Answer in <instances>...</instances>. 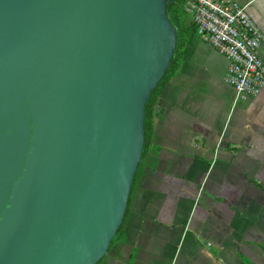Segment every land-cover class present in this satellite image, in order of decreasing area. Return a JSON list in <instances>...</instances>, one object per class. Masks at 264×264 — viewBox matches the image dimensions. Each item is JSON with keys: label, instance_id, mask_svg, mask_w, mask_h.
Segmentation results:
<instances>
[{"label": "water", "instance_id": "95a60500", "mask_svg": "<svg viewBox=\"0 0 264 264\" xmlns=\"http://www.w3.org/2000/svg\"><path fill=\"white\" fill-rule=\"evenodd\" d=\"M167 0H0V264H97L123 222Z\"/></svg>", "mask_w": 264, "mask_h": 264}, {"label": "crops", "instance_id": "0c3cea01", "mask_svg": "<svg viewBox=\"0 0 264 264\" xmlns=\"http://www.w3.org/2000/svg\"><path fill=\"white\" fill-rule=\"evenodd\" d=\"M222 1L244 5L264 34V0ZM184 19L181 63L153 107L120 248L100 264H264V87L237 98L228 60Z\"/></svg>", "mask_w": 264, "mask_h": 264}, {"label": "built area", "instance_id": "2783aa9c", "mask_svg": "<svg viewBox=\"0 0 264 264\" xmlns=\"http://www.w3.org/2000/svg\"><path fill=\"white\" fill-rule=\"evenodd\" d=\"M197 35L228 60L224 81L236 97L255 96L264 87V34L246 7L222 0H185Z\"/></svg>", "mask_w": 264, "mask_h": 264}, {"label": "trees", "instance_id": "16d2710c", "mask_svg": "<svg viewBox=\"0 0 264 264\" xmlns=\"http://www.w3.org/2000/svg\"><path fill=\"white\" fill-rule=\"evenodd\" d=\"M184 3H185V0H167L166 12H167L170 22L175 27L176 45H175V49L173 52V56L171 58V61L164 75L162 76L158 85L152 90L149 96V99L147 100L145 107H144V145H143L142 155L146 151V148L150 142V137H151V132H152L151 122H152V117H153V107L156 103V100L163 86L173 77L179 64L181 63L183 47L185 46L188 33H189L188 23L184 19V16L187 14L184 11ZM127 208H128V203H127ZM127 208H126V211H127ZM126 211H125V214H126ZM243 260L247 262V259L244 257H243Z\"/></svg>", "mask_w": 264, "mask_h": 264}, {"label": "rangeland", "instance_id": "374dc122", "mask_svg": "<svg viewBox=\"0 0 264 264\" xmlns=\"http://www.w3.org/2000/svg\"><path fill=\"white\" fill-rule=\"evenodd\" d=\"M120 234V231H118V233L116 234V236L113 238L112 241H114L110 248H109V251L112 252V251H115V250H118L120 248V242L121 240H119V235ZM104 259L107 258V254H105V256L103 257ZM100 264V263H99Z\"/></svg>", "mask_w": 264, "mask_h": 264}]
</instances>
